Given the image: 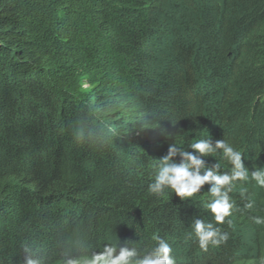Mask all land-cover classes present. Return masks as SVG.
Listing matches in <instances>:
<instances>
[{
	"label": "trees",
	"instance_id": "obj_1",
	"mask_svg": "<svg viewBox=\"0 0 264 264\" xmlns=\"http://www.w3.org/2000/svg\"><path fill=\"white\" fill-rule=\"evenodd\" d=\"M156 117L172 137L145 130ZM198 139L264 165V0H0V264H24L25 247L62 264L156 237L176 264H259L254 182L230 193L229 240L207 252L190 225L212 220L208 185L184 201L148 190L169 143ZM205 159L231 170L221 153Z\"/></svg>",
	"mask_w": 264,
	"mask_h": 264
},
{
	"label": "clouds",
	"instance_id": "obj_2",
	"mask_svg": "<svg viewBox=\"0 0 264 264\" xmlns=\"http://www.w3.org/2000/svg\"><path fill=\"white\" fill-rule=\"evenodd\" d=\"M158 124L165 139L174 134L161 127L160 119L156 117L144 124L145 130ZM221 153L231 166L230 172L221 171L218 162L209 165L205 157ZM178 158V159H177ZM245 157L241 151L234 148L224 139H198L188 146V150L169 143L167 154L159 158L155 169L154 181L149 184L151 194L161 196L165 189H170L181 201L200 193L208 185L209 194L205 208L211 214L212 220L205 221L199 217L192 220L190 228L198 247L207 252L209 247H219L229 240V233L223 231L220 225L232 224L229 218L238 210L236 201L230 195L240 182H254L264 189V165L252 170L245 165ZM243 211L252 213L255 201L247 188L240 190ZM248 219L256 225H264V216L249 214ZM156 245L150 250H141L131 240L125 239L119 243H108L99 252L84 253L82 255L63 260L62 264H176L172 246L167 240L156 237ZM123 243V246H121ZM26 258L24 264H41L34 259L32 249L25 247ZM238 264H249L248 261ZM259 264H264L262 258Z\"/></svg>",
	"mask_w": 264,
	"mask_h": 264
},
{
	"label": "rangeland",
	"instance_id": "obj_3",
	"mask_svg": "<svg viewBox=\"0 0 264 264\" xmlns=\"http://www.w3.org/2000/svg\"><path fill=\"white\" fill-rule=\"evenodd\" d=\"M247 244H249V245H250V239H247Z\"/></svg>",
	"mask_w": 264,
	"mask_h": 264
}]
</instances>
